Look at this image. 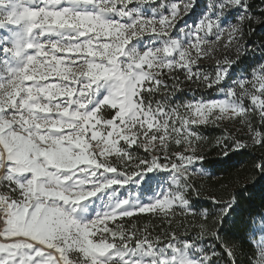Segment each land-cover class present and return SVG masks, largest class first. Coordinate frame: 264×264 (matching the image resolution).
<instances>
[{
	"label": "snow or ice",
	"instance_id": "obj_1",
	"mask_svg": "<svg viewBox=\"0 0 264 264\" xmlns=\"http://www.w3.org/2000/svg\"><path fill=\"white\" fill-rule=\"evenodd\" d=\"M85 2L94 3L95 11L61 7L64 0H0V27L8 32L0 38V52L6 61L20 59L19 65L6 62L0 70V187L9 192L0 194V264H208L211 254L190 257L186 250L195 249V241L180 240L175 231L165 233L163 241L160 236L153 239L150 234L125 231L120 225L113 230L108 222L139 213H158L167 219L179 208L185 217H203L198 237L219 239V226L236 197L232 192L226 201L209 197L222 205L209 224L206 210L197 213L186 196L188 190L200 195L188 184V173L204 156L194 149L170 153L169 147L174 140L191 148L198 138L193 126L228 117L247 124L251 143L230 134L218 138L216 146L223 155L241 147L264 149V65L253 69L251 79L235 82L224 99L196 100L172 108L167 96L155 100V107L153 100L168 88L165 69L183 72L186 80L195 78L207 88L219 84L235 60L218 62L213 75L198 67L194 71L196 59L205 51L209 35L219 40L227 31L229 43L243 39L245 21L254 19L249 4L218 0V14L242 9L237 23L225 29L217 17L206 14L181 40L170 33L195 0L172 2L168 12L159 16L134 17L128 7L134 0ZM260 10L264 11V5ZM113 12L115 18H109L107 14ZM145 35L159 39L160 45L130 52V42ZM170 78L176 81L174 91L178 90L179 78ZM100 87H108L107 95L90 109L89 101ZM246 99L251 102L248 106ZM109 108L112 114L105 119L102 113ZM253 114L259 127L248 119ZM118 140L128 148L136 144L156 155L134 157ZM110 156H115L116 164ZM254 168L257 174L264 173V158ZM156 169L173 172L175 187L152 202L125 208L126 201H121L85 223L73 218L79 202ZM82 175L100 179L89 189ZM98 225H104L103 229L93 231ZM221 246L235 264L232 246L223 241Z\"/></svg>",
	"mask_w": 264,
	"mask_h": 264
},
{
	"label": "trees",
	"instance_id": "obj_2",
	"mask_svg": "<svg viewBox=\"0 0 264 264\" xmlns=\"http://www.w3.org/2000/svg\"><path fill=\"white\" fill-rule=\"evenodd\" d=\"M247 2L248 11L254 19L245 21L243 39H236L235 45L243 47L234 52L231 41L227 48L222 47L220 53L212 54L211 61L203 62L200 57L196 59V61L200 60V63L196 64L194 71L198 67L213 75L218 62L223 65L226 60H235L228 68V75L219 84L207 88L195 81V78L191 81L186 80L183 72L164 70L163 77L168 88L161 89V92L156 94L153 107H155V100H164L165 96H167L168 107L172 108L186 104L192 96L210 97L224 92L232 88L239 80L251 79L253 69L258 65H264V11L260 10L264 0H247ZM232 17L235 19V16ZM192 55L195 58L194 51ZM173 76H177L180 81L179 89L176 91L172 87L176 81L170 78ZM244 103L248 106L251 102L246 99ZM182 110L181 108L180 111ZM111 114L112 111L106 117H110ZM248 119L254 126L259 127L258 116L253 114ZM235 122L237 124L233 127L228 126L229 123L225 124L226 128L212 125L194 127V131L198 134L194 149L198 154L203 155L204 159L193 163L196 173L188 174V184L191 189L200 192V195H196L191 190L187 191L189 207L197 213L206 210L209 215L208 223L211 224L222 205L214 204L209 197L215 196L218 200L226 201L230 198L228 194L231 192L236 197L223 223L219 226V239L211 236L198 237L199 225L203 222V217L199 215L185 217L179 208L175 210V215L170 213L167 219L158 213H139L133 217L117 219L115 225H120L125 231L135 230L138 235L150 234L153 239L160 236L163 241L167 240L165 233L170 235L175 231L180 236V240H194L197 246L195 249L200 251V255L211 254L209 264H232V260L221 246L223 241L232 246L235 264H255L258 254L255 243L256 226L258 220L264 216V173L257 174L254 165L264 158V149H260L259 146L241 147L238 150H229L226 155H223L216 146L218 138L230 134L251 143V133L247 124H242L240 120ZM177 150H184V148H174V151ZM138 151L139 154L132 155L142 157V150L138 149ZM252 176H255L253 181H251ZM133 226H135L134 229Z\"/></svg>",
	"mask_w": 264,
	"mask_h": 264
},
{
	"label": "rangeland",
	"instance_id": "obj_3",
	"mask_svg": "<svg viewBox=\"0 0 264 264\" xmlns=\"http://www.w3.org/2000/svg\"><path fill=\"white\" fill-rule=\"evenodd\" d=\"M172 2L183 4L187 2V0H167V3L163 5L161 4L160 0H155L154 3L146 2V0H138V2L134 0V2L128 6L130 9V17H134L137 14L143 16H152V15L159 16L163 13L166 14L169 10L168 5L171 4ZM215 3H218V0H195L194 5L187 12V14L183 16L182 19L176 22V26L172 29L170 35L176 39L186 40L187 39L186 33L192 27H195L198 24V22L201 21L202 18H206V14L207 17H213V19L214 17H217L219 26L225 29H227L228 25H235L237 23V17L241 16L242 14L241 12L242 9L240 7H234L226 11L220 12L218 14L215 8ZM69 6H73L81 11H89V12L95 11L96 9V5L94 3L85 2V0H80L79 3H75V0H64V3H62L61 5V7H69ZM107 15L109 18H115L116 13L113 12ZM232 16H235V19H233ZM7 35L8 32L3 27H0V38L6 37ZM206 39L208 42L206 45L203 46L205 51L200 56L201 58L200 60H202L203 62L211 61L212 54L220 53L221 50L223 49L222 47L224 48L228 47L229 36L227 31H225V34L221 36L219 40L216 39L215 35H209ZM231 41L233 42L232 46L234 52L238 51L240 47H238L239 45H235L236 39H232ZM160 43L161 41L159 39L150 35H145L138 38H134L128 45V50L130 52L131 51L142 52L145 49V47H158ZM200 60L196 61V64L200 63ZM6 62L10 63L12 66H17L20 64V59L8 57L6 61L3 52H0V70L4 68ZM165 71H169V70L165 69ZM108 90H109L108 87L98 88L95 91V95L92 97V99H90L88 107L90 109L94 108L103 99V97L107 95ZM225 94L226 91L210 97L192 96V98L186 103L193 102L196 100L209 101V100L224 99ZM111 111L112 110L109 108L102 113L105 119L109 118L106 116ZM181 112H183V110ZM236 120L239 119L225 117L224 119L218 121L215 124L206 123L204 125H212V126H219L226 128V125L229 123L228 126L233 127L235 126V124H237V122H235ZM194 127L195 126H193V128ZM197 140L198 138L193 140L191 148L187 143H185L183 147H181L175 144L173 140V142L169 147V152L170 153L176 152L174 151V148L180 147V148H184V150H179V151L187 150L190 153L194 149V145H195L194 142ZM118 144L119 146L124 147L127 151H129L133 155L139 154L138 149H141L143 153H142V157L140 158L147 157L150 159L151 155H156L155 152H151V151L146 153L144 147L137 146L136 144H133L131 146L132 150H130V148H128V145L123 140H118ZM109 159H111L114 164L117 163L115 156H110ZM138 162L139 161H137V163ZM132 167H134V165H132ZM136 170L139 171V169ZM196 172L197 171L194 169L192 165L191 168L189 169L188 174H193ZM108 175L112 176L113 178L123 179V177H117L115 176V174H108ZM174 175L175 174L171 171H163L159 169L138 173L137 177H133L132 179L128 180L126 183L114 184L110 187L104 188L96 192L94 196L90 198H86L84 201L79 202L76 210L73 212V218L80 223L88 222L91 219L97 217L98 215L113 209L116 206V204H118L121 201H126V203L123 205V207L125 208H133L144 204H148L152 202L157 196H162L163 194H165L166 191H169L173 187H175V185L173 184ZM80 178L85 180L86 187L89 189L93 186V182L98 181L100 179L99 176H87V175H82ZM0 194L8 195L9 192L6 189V187H0ZM103 227L104 225H98L96 226L95 229H93V231H100L103 229ZM108 227L115 230L117 225H115V221L114 222L109 221ZM256 231H257V239L255 243L257 246L258 254L255 260V264H264V216L258 220ZM96 238H98V236ZM186 253L190 257H194V258H199L201 256L200 251L198 249L197 250L188 249L186 250Z\"/></svg>",
	"mask_w": 264,
	"mask_h": 264
},
{
	"label": "bare ground",
	"instance_id": "obj_4",
	"mask_svg": "<svg viewBox=\"0 0 264 264\" xmlns=\"http://www.w3.org/2000/svg\"><path fill=\"white\" fill-rule=\"evenodd\" d=\"M1 226V225H0ZM2 227V226H1Z\"/></svg>",
	"mask_w": 264,
	"mask_h": 264
}]
</instances>
